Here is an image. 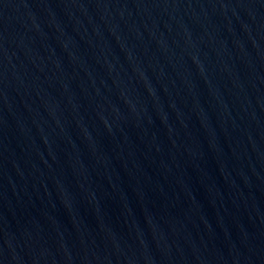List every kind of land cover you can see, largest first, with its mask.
Segmentation results:
<instances>
[{
  "label": "water",
  "instance_id": "obj_1",
  "mask_svg": "<svg viewBox=\"0 0 264 264\" xmlns=\"http://www.w3.org/2000/svg\"><path fill=\"white\" fill-rule=\"evenodd\" d=\"M0 264H264V0H0Z\"/></svg>",
  "mask_w": 264,
  "mask_h": 264
}]
</instances>
